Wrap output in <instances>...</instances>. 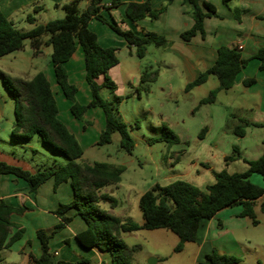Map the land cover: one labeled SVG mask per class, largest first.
I'll list each match as a JSON object with an SVG mask.
<instances>
[{
  "label": "trees",
  "instance_id": "1",
  "mask_svg": "<svg viewBox=\"0 0 264 264\" xmlns=\"http://www.w3.org/2000/svg\"><path fill=\"white\" fill-rule=\"evenodd\" d=\"M171 1L168 0L159 8H152L149 0L128 2L125 14L131 21L141 18L156 19ZM223 1L228 3L233 0ZM120 2L121 0H110L108 4H105V0H88L87 6L80 9L79 0H70L62 4L64 17L38 23L24 31L17 29L14 22L0 9V58L22 49L25 39L30 40L34 56L42 52L43 46L50 45V62L55 81L70 102L71 114L82 120L85 126L89 123L84 119L85 111L92 107H100L105 116V123L95 144L109 143L112 134L117 132L120 136L119 146L130 153L134 146V140L129 132L132 127L121 118L117 108L123 97L114 94L111 99H105L100 94L102 88H108L111 91L116 89V83L107 75V72L119 61L118 48L101 46L96 33L89 28V21L96 18L107 24L110 29L124 38L129 49L134 48L133 53L139 58L145 55L148 45L166 47L173 41L153 31L137 34L130 29H121L115 22H110L102 14V10L110 12ZM182 3L187 8L185 13L193 19V24L180 33V38L183 41H189L197 32L204 37L205 17L219 16L215 5L209 1L200 2V0H182ZM34 11H37V8H34ZM233 15L239 22L241 10L233 8ZM259 18L264 19V16ZM26 19L30 22L34 21L32 15H27ZM44 37L47 38L44 39ZM77 46L83 54L84 78L90 90L91 98L87 103H80L76 99L77 86L69 81L65 67V63ZM251 58L259 59V68L264 69V47L259 48L251 57L244 58L237 46L220 45L217 48L214 63L187 82L184 91L188 92L203 84L209 76L213 75L218 85L209 90L198 104L213 103L219 91H226L233 87L236 75ZM156 75L155 71H144L140 76V82L154 81ZM101 76L103 80L98 82ZM0 77L14 103V122L10 130L13 141H29L37 135L44 144L65 157L62 163H42L35 172L0 160V175L10 173L23 178L31 191H35L50 177L54 179V188L61 182L70 181L74 193L70 202L60 203L53 211L60 221L52 229H36L40 253L38 256L29 253L32 264L63 263L52 259L49 243L52 236L72 220V217L66 214L70 208H76L77 214L87 224L86 229L77 233L79 242L85 247H96L102 251H108L112 256L111 264H133V255L140 248L139 244H126L121 237L122 233L141 229H168L178 238L173 250L179 252L183 249L185 242L195 240L201 221L211 218L224 207L241 204L242 210L239 216L250 218L253 224L258 222L254 211L258 198H260L259 209L264 211V186L254 184L249 179V176L255 172L259 173L264 181L263 145L262 154L258 158L243 159L247 169L242 172H228L226 169L212 170L214 181L207 184L204 189L183 179H176L165 185L155 183L139 197L142 222L121 219L101 207V202L107 198L106 194L101 193V189L117 184L124 166L106 161L84 164L78 161L83 155V148L75 135L59 119L55 97L43 72L25 79L0 70ZM252 82H254L253 78L243 80L244 85ZM240 121L241 124L233 129L238 136L244 135V127L247 125H262L245 119ZM205 131L206 127L202 128L200 138ZM157 141H164L171 145L179 142V139L167 125H162L159 136L150 140L151 143ZM239 156L238 147L233 146L232 153L225 155L224 161L228 163ZM27 210L29 208L26 206H13L0 199V249L9 247L21 237L24 229L14 223L11 216L23 214ZM14 227L16 231L13 232ZM236 262V257L221 254L212 249L204 255L203 260L196 264H234Z\"/></svg>",
  "mask_w": 264,
  "mask_h": 264
},
{
  "label": "crops",
  "instance_id": "2",
  "mask_svg": "<svg viewBox=\"0 0 264 264\" xmlns=\"http://www.w3.org/2000/svg\"><path fill=\"white\" fill-rule=\"evenodd\" d=\"M67 1L70 0H0V9L13 22H20L25 16L30 15L28 12L31 8L33 10L37 8V11H35L37 15L51 8L55 11L50 16L58 17L63 15L64 10L62 4ZM109 1L105 0V4H108ZM144 1L146 0H121L116 8L111 9L110 12L102 10V14L110 22H115L121 29H130L137 34H142L143 31H153L172 40L171 45L162 48L165 56H162L159 60L166 67H170L171 69L178 68L187 77L185 84L194 79L201 70L210 67L214 63L217 57V48L220 45L241 46L240 52L244 58L251 57L259 48L264 47V19L259 18L260 16H264V0H233L228 3H225L223 0H200V2L209 1L213 3L219 16L205 17L203 22L204 37L197 32L189 41H183L180 38V33L193 24V19L185 13L187 8L183 5L182 0H172L168 3L165 11L160 13L156 19L141 18L136 21H131L125 14L127 3ZM167 1L149 0L152 8H159L166 4ZM87 4L88 0H79L80 9H84ZM233 8H239L241 10L239 22L233 15ZM52 18L54 17L36 21L34 17L33 22L26 21L31 24L32 28L35 24L44 23ZM89 28L96 33L97 40L101 46L118 48L117 56L119 61L108 70L109 73H112L111 76L114 82L119 77L124 86L128 85V87L136 91L137 95H140V76L144 71L152 69L149 62L143 63L146 53L141 58L135 56L133 53L134 48H127V43L121 35L117 34L107 24L96 18H92L89 21ZM46 38L44 37V39ZM122 49H126V55L119 53ZM43 52L45 55L50 56L51 46H43L42 53L36 57H40ZM133 57H137V60H134ZM259 65V59L251 58L247 65L236 75L234 85L230 89H234L238 95V105L241 110H255V114L251 116L239 115L238 121L241 122V119H245L249 122L262 124L260 126H245V133L241 137H246L252 127H264V69H260ZM65 67L69 81L77 86L76 99L80 103H87L91 97L89 87L84 78V59L79 46L76 47L70 59L65 63ZM32 69L33 73L22 72L20 77L30 79L36 73L43 72L49 81L55 97L59 119L75 135L84 150L83 141L85 142L91 138L88 135L87 128L95 125L96 133L99 135L104 127L105 116L102 109L100 107H92L86 110L84 119L89 121V123L84 126L82 120L75 118L71 114L70 102L65 98L55 81L50 60L49 63L46 62L41 67L39 64H35ZM247 78H253L254 82L249 85H244L243 80ZM102 80L103 77L101 76L98 82ZM199 87L198 85L192 89ZM117 88L118 84L116 83V89L114 91L109 90L111 96L117 93ZM122 119L128 123L125 118ZM13 122L14 106L11 111V106H8L6 100L0 101V136L6 130V125L11 124L12 127ZM115 133L117 132H114L112 136ZM2 141L0 138V142ZM263 145L264 139L258 140L256 146L252 149L247 144L237 146L240 156L228 163L224 161V168L228 172H242L246 170L247 164L243 159L258 158L262 154ZM30 148L33 147L30 146ZM35 151V149L32 150L33 153ZM0 160L28 169L31 172H35L39 167L38 164L37 167H34L32 162L18 158L14 150L7 152L2 146H0ZM198 162L206 170H210L211 173L212 170H215L210 167L209 162ZM195 164V162L192 163L193 166ZM195 170L197 173L199 172L197 169ZM191 171V169H188L181 173L179 179L187 181L188 177L190 178ZM249 179L254 184L264 186L263 178L259 173H252ZM104 188L101 189V193L107 195ZM73 197L74 193L70 181L61 182L54 188V179L50 177L39 185L35 191H31L29 185L23 178L10 173L0 175V199H3L6 203L13 206H26L29 208L23 214H13L11 216V220L18 226L23 227L24 230L21 237L16 239L9 247L0 249V264H32L29 253L35 256H38L40 253V244L36 237V229H52L60 221V218L53 211L60 203L70 202ZM105 201L111 203L110 200L108 201L106 199ZM259 201L260 198L256 201V207H259ZM101 207H103L102 204ZM103 208L120 218L124 214V209L114 212L112 207L110 209ZM241 210V204H235L220 209L209 219H203L197 230L195 240L185 242L183 249L177 252H185L188 249V253L184 256L183 260H178L173 263L166 262L165 264H196L198 261L203 260L204 255L212 251V249L217 250L221 254L236 257L237 262L234 264H263L261 258L256 254L257 247L251 244L248 247L239 246L242 239L246 240L245 242L247 243L251 242L243 234L246 235V231L252 222H248V217L239 216ZM66 214L71 216L72 220L50 239L49 247L52 259L56 262L62 261L63 263L61 264H111L112 256L108 251H102L96 247H85L77 239V233L86 229L87 224L77 214L76 208L68 209ZM257 221L256 224H252L256 226L260 225L261 220L258 219ZM12 230L14 232L16 228L14 227ZM121 237L123 238V233ZM244 248L246 249L245 251L242 250ZM252 249L255 252H252ZM250 253L254 254V261H250L248 255ZM158 261V259H155V262ZM138 264L141 263L138 262Z\"/></svg>",
  "mask_w": 264,
  "mask_h": 264
},
{
  "label": "rangeland",
  "instance_id": "3",
  "mask_svg": "<svg viewBox=\"0 0 264 264\" xmlns=\"http://www.w3.org/2000/svg\"><path fill=\"white\" fill-rule=\"evenodd\" d=\"M53 11L55 10L51 8L37 15L31 8L28 13L34 16L36 21L48 17H64L65 13L58 17L50 16ZM26 20L25 16L20 22L15 21L14 25L19 30H29L31 24ZM162 48L164 47L147 46L148 51L146 50L143 63L149 62L152 69H148L147 72L155 71L157 75L154 81L141 83L140 95H137L136 91L128 85L124 86L119 77L115 81L118 84L116 94L123 97V100L117 105L118 112L132 127V131H129L134 140L131 152L128 153L119 146L120 136L118 133L112 136L109 143L96 145L94 142L98 134L94 125L87 128L91 138L83 141V155L78 160L83 164L106 161L124 166L120 181L104 188L107 193L106 199L111 203L103 201L101 204L108 209L112 207L114 212L124 209L121 218L123 220L131 219L137 223L143 220L138 204L139 197L155 183L165 185L179 179L181 173L191 169L190 178L188 177L187 181L204 189L207 184L214 181V178L210 170H206L198 161L209 162L212 169L219 171L225 169L223 158L232 153L233 146L247 144L252 149L258 140L264 139V127H252L246 137L238 136L233 132L235 126L241 124L238 121L239 115L251 116L255 114L253 109L241 110L239 108L238 95L234 89L219 91L213 103L199 105V100L218 85L216 77L211 75L208 80L199 85V88L185 92L183 86L187 77L178 68L171 69L162 64L159 60L165 56ZM119 53L126 55L127 51L122 49ZM133 58L137 60V57ZM49 60L50 56L45 55L44 52L40 57L34 56L30 40L25 39L22 49L0 59V70L20 77L22 72L33 73V65L39 64L41 67L46 62L49 63ZM111 74L107 72V75L113 79ZM109 92V89L103 88L100 94L105 99H111L112 96ZM4 100L7 101L9 107L11 106L12 111L14 103L0 77V101ZM162 125H167L178 136L179 142L171 145L164 141L151 143L150 140L153 137L159 136ZM10 127L11 124H7L6 130L0 136L3 140L0 142V146L4 147L7 152L14 150L18 158L32 162L34 167H37V164L40 166L42 163L51 164L65 161L64 155L53 151L37 135L29 141L15 143L11 137ZM204 127H206V131L200 138L199 134ZM34 149L36 151L33 153ZM193 162L196 163L195 166L192 165ZM195 169L199 172L197 173ZM254 211L255 218L260 219L261 224L256 226L250 223L246 235L243 234V236H246V239L251 242L247 243L241 238L239 246L248 247L251 244L257 247L256 254L264 264V211L256 206ZM250 221L248 218V222ZM122 239L129 245H140L134 254L133 264H138V262L141 264L173 263L183 260L188 253V249L181 253L174 252L173 248L178 242V238L168 229H141L131 233L127 232L123 233ZM251 251L255 252L253 249ZM248 255L250 261H254V254ZM155 259L159 261L155 262Z\"/></svg>",
  "mask_w": 264,
  "mask_h": 264
},
{
  "label": "built area",
  "instance_id": "4",
  "mask_svg": "<svg viewBox=\"0 0 264 264\" xmlns=\"http://www.w3.org/2000/svg\"><path fill=\"white\" fill-rule=\"evenodd\" d=\"M238 48L240 49V48H241V46H238Z\"/></svg>",
  "mask_w": 264,
  "mask_h": 264
}]
</instances>
